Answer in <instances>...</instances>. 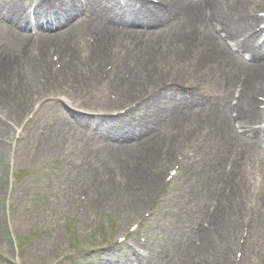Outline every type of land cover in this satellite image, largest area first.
Returning <instances> with one entry per match:
<instances>
[{
	"label": "bare ground",
	"instance_id": "6f19581e",
	"mask_svg": "<svg viewBox=\"0 0 264 264\" xmlns=\"http://www.w3.org/2000/svg\"><path fill=\"white\" fill-rule=\"evenodd\" d=\"M222 1L223 0H209L208 3L205 2L211 13V22L218 24L222 31H224L227 35L233 37L234 39H239L240 44L244 45L245 42L248 45L251 44L253 35L249 32L254 23V19L249 18L244 9L251 6V0H228L226 4L221 3ZM111 2V4L114 5L113 0H111ZM139 8L141 9L140 6ZM106 12H108V10H105L100 14L104 15ZM160 13L163 14V11L160 10ZM185 13L187 18L182 22V24H175L173 29L176 34L174 37L177 38L176 40L181 42H178L180 43V48L188 50L190 45V42L188 41L191 40L192 42H195V38L201 37L203 34L198 33L194 26L195 21L199 17L191 24L189 23V19H193L202 14V7L200 4L196 5L193 10L186 7ZM127 18H132V16ZM8 19L10 21H15L16 25L25 21L24 17H18L12 11L8 12ZM108 20L109 21H107V23L110 24V22H115L116 18L111 17ZM99 24H101V26L104 25L102 22ZM58 25L55 26V29L60 27V25L57 27ZM184 26H187L186 30L183 29ZM173 29L170 31L173 32ZM82 30L83 27L78 26V31ZM82 32L78 34H69V31H66L53 37L40 39L39 44L42 47L38 48L32 57H23L21 62L16 60L11 62L8 59L0 65V106L5 109V112L8 115L4 114V116L0 117V134H9L7 122L9 121L14 123L22 120V111L30 108L31 105L40 101V99L45 95H49V92L51 91L47 83L52 77L53 66L52 61L48 59V56L45 53L43 47L45 43L50 44L51 46L54 45L58 53L59 62L61 64L60 74H58V76H66V71L71 72V76L67 78L66 81L76 85V90L82 88L85 82L91 80L99 62L113 60L112 62L120 63L121 70L126 68L130 74L129 79L124 82L125 84L121 88H119L118 102L120 104L133 101L134 98L145 94L151 87H155L159 83L164 82L161 80L166 75V70H163L166 69L169 64H173L172 57L176 54V49L174 48L165 51H160L159 49V46L163 42H177L171 35L159 34V36L152 39L151 37H146L144 34H131L125 32L118 34L117 30L107 25L100 31H90L94 37L95 43L88 46L86 52L90 54V57H87V61L84 62L79 60L80 52L75 47V43L79 36H81ZM207 34L210 35L209 38L212 40L217 39V37L213 36L211 32H207ZM246 35L251 36L244 39V36ZM0 40L3 42L6 40L8 42L18 41L20 43L19 38L15 33L8 31V29L5 31L3 28L0 29ZM136 42L138 43L135 44ZM137 49H139V51H137ZM127 50L128 55L123 53ZM22 52L24 53V56L31 54L26 53L25 50H22ZM209 54L217 61L223 58V56L219 53L218 58L214 57V53ZM120 55H123V57ZM176 75H178V72ZM244 76L245 79L240 95L242 103L238 104L240 110L238 111L235 109L234 112L236 113L235 117L237 118V124L245 128V130L247 129L248 132H254L253 126L259 123L264 113L257 112L259 116L253 115L252 113L255 110L252 108L248 109L245 105L249 106V104H254L249 96L250 92L264 93V71L246 69L244 71ZM221 115L222 118L225 119L226 108H223V110L221 108ZM75 117L78 116L70 115V120ZM64 118H66V116ZM81 118L82 119L77 118V123L69 121V127L71 129L76 128V126L88 119L85 117ZM226 119V121L230 123V118L226 116ZM112 130L115 129L110 130L111 132H114ZM227 133L231 139L238 140L236 137L237 135H232L229 130ZM111 135H115V133ZM113 139L111 141H113ZM117 141L118 140H114V142ZM108 145L110 149V142ZM172 146L173 145H170L171 152L170 150L164 151L162 154L160 152L158 160L149 159V162H151L150 164L142 165V169L136 173L138 186L136 189H131L132 186H134L133 182L130 188L131 194L118 191L114 184L115 178L116 176L120 177L121 175L133 176L134 168L137 164V162L134 161L135 158L142 153H146L148 150L137 154L138 152L131 149L127 156L125 153H117L115 157L106 159L103 164H100L98 161L96 167L105 181L108 178L106 181L108 183L105 182L106 184L102 183L103 185H98L103 192L99 194H96L95 192H93V194L91 193L92 195L89 194V196H91L89 200L91 202V207H95L106 201L108 204L111 202L120 203V205L125 206L129 212L133 213L144 206L146 200L152 199L159 189L160 172L155 169L156 160L157 163H159V161L171 162L173 158ZM134 148L139 149V147L135 146ZM5 151L6 146L0 143V158L5 154ZM115 151L120 152L121 150L115 148ZM246 153V151H243L239 155H245ZM119 155L124 157L123 161L115 162L114 159ZM238 157L234 156V159L232 162L230 161V164L234 165L236 161L237 166H239V169L237 170L239 171L237 174L229 172L227 175V178L236 182L238 189L235 188V183H232L230 187L231 194L222 198L226 200V202L228 200L230 201L232 208L235 207L234 211H236L237 215H242V213L246 214L249 209V196L244 193H246V189L249 187L251 180L241 178L243 173L247 172V170L242 167V162L239 161L241 158L238 160ZM125 158L127 159L126 164H124ZM127 165L133 168L132 171H130L131 169H128ZM259 165L261 173L256 182L258 183V186L262 187L263 192L261 194V198L254 205L256 208L260 207L257 214L259 218H262L261 226L264 228V165ZM108 166H113V168L108 169ZM237 178H239V180H237ZM217 179H219L217 185H223L221 182L222 178ZM211 184L215 185L214 180ZM221 214V211L218 209L216 214L211 217L215 227L213 232L204 234L202 245L198 250V255L202 254L201 256L204 258V261H199L196 264H231V248L233 245L236 246L235 242H237L238 238L236 223L231 224L233 219L230 220L227 215L219 219ZM224 230H228V232L226 233ZM248 240L251 242V245H248ZM254 245L257 244H255L249 236L246 237L243 246V253L246 252L249 254L251 246ZM263 251L264 248L261 247L260 252L264 255ZM243 253L242 259H246V254Z\"/></svg>",
	"mask_w": 264,
	"mask_h": 264
},
{
	"label": "rangeland",
	"instance_id": "374dc122",
	"mask_svg": "<svg viewBox=\"0 0 264 264\" xmlns=\"http://www.w3.org/2000/svg\"><path fill=\"white\" fill-rule=\"evenodd\" d=\"M46 106V104L42 105L41 108H46ZM35 107L36 105H34V108ZM34 108L28 111L26 114L27 116H25L18 129L22 125H25L26 121L34 115ZM53 120L54 123L57 124L56 119L53 118ZM60 121L61 118L58 122V132L62 131L59 128L60 126L65 129V123ZM9 154L10 153L7 151L3 157L6 164L11 157H9ZM7 156L9 159H7ZM8 172L6 168L5 172L2 173L3 176L2 181H0V187L13 184V180L10 178V174L8 175ZM61 182L63 185L60 183L58 184L54 178H47L45 185V191L47 193L43 192L42 196L34 199L32 195H30V192H25L23 198H18L20 202H16L18 199L14 200L16 198L14 188L12 190L13 202L9 207L8 195L5 193L0 196V264H54L60 260V258L66 257L68 253L70 254L72 249L77 250L79 242H81V245H83V243L86 245H93L97 241V238L105 237V235L108 237V233H113L115 229L122 227L123 224L128 225L134 223L143 211L142 208L144 206L127 219L126 212H115L116 209L113 210L106 204L100 208L96 206V209L93 210L87 207L86 210L88 209V213L84 215L83 230L74 234V228L77 226V216L73 213V207L70 209V207L65 204L67 202V195L70 194L71 191L68 190L67 193L62 191V187H65L66 184L73 185L74 179L71 178V175L67 174V178L63 176ZM76 182H79V186L82 185L81 180ZM120 183L124 185H121V187L128 186V188H131L129 181L125 178L117 181V185ZM24 184V178H22L20 185L22 186ZM28 186L33 190V185L28 183L27 187ZM131 189L136 188L132 186ZM68 196L70 198V195ZM41 197H43L42 202L40 200ZM28 199H31V201L36 204V209H39V204H41V209H39L41 210L40 213H38L35 208L33 211H30V206L26 204ZM148 201L149 199L146 200L145 204H147ZM181 202L182 201H180V203ZM46 203L48 206H45ZM24 208H26V210ZM9 214L11 216H9ZM42 214H45L47 227L42 225ZM179 214L182 216L181 211H179ZM68 215L69 217L66 218ZM158 215L159 218L154 219L152 222L157 228H155L156 235L158 234L160 239L164 237L165 241L171 242L174 235L179 233L182 227L176 221L171 223L169 218H163L160 216V213H158ZM24 225H28L26 226L28 229L29 225L32 226L33 230H29L28 232ZM163 231L166 232V236H164ZM177 239L178 238H176L175 241H177ZM82 257H84V255L80 254L76 256V259ZM77 263L86 264L84 260Z\"/></svg>",
	"mask_w": 264,
	"mask_h": 264
}]
</instances>
